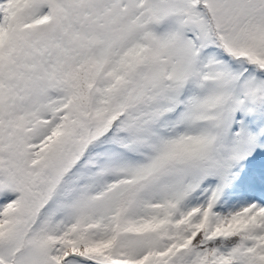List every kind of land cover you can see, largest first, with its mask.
<instances>
[{"label":"snow or ice","instance_id":"snow-or-ice-1","mask_svg":"<svg viewBox=\"0 0 264 264\" xmlns=\"http://www.w3.org/2000/svg\"><path fill=\"white\" fill-rule=\"evenodd\" d=\"M0 264H264V0H0Z\"/></svg>","mask_w":264,"mask_h":264}]
</instances>
